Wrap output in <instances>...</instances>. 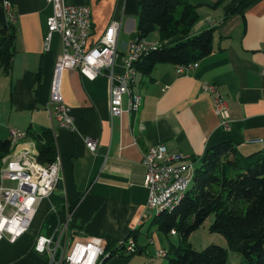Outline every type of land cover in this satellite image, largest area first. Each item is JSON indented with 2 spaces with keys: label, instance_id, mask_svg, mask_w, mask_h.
Returning <instances> with one entry per match:
<instances>
[{
  "label": "crops",
  "instance_id": "0c3cea01",
  "mask_svg": "<svg viewBox=\"0 0 264 264\" xmlns=\"http://www.w3.org/2000/svg\"><path fill=\"white\" fill-rule=\"evenodd\" d=\"M139 1H69L91 9L89 45L101 38L112 21L121 23L117 70L122 69L128 44L137 38ZM181 1L197 7L199 13L191 36L215 30L213 52L197 61L199 67L187 77L170 63L157 64L147 74L138 70L131 90L141 95L142 107L123 117L111 114L106 77L91 81L77 70L65 71L62 93L74 119L71 131L47 110L60 52L58 36L49 51L44 48L52 6L45 0H5L11 4L16 38L10 72L5 74L0 64V140H10L11 129L25 132L27 139L11 145L10 154L28 149L37 153L32 135L48 132L61 161L62 182L59 195L38 203L27 234L14 244L8 239L0 242V264H60L59 258L52 262L48 254L34 250L37 236L51 234L50 213L56 216L55 230L65 228L66 250L88 239H100L104 247L133 239L138 248L135 255L121 251L103 264H168L167 256L156 254L167 255L173 244L169 237L176 235L163 234L154 223L159 213L147 206L143 154L158 144L192 159H201L222 142L235 144L242 157L264 149V0ZM233 7L237 12L227 15ZM156 33L147 40L159 47ZM205 84L216 85L227 100L229 128L221 125L213 97L203 90ZM87 138L97 142L95 152L87 147ZM7 183L0 178V185Z\"/></svg>",
  "mask_w": 264,
  "mask_h": 264
},
{
  "label": "built area",
  "instance_id": "2783aa9c",
  "mask_svg": "<svg viewBox=\"0 0 264 264\" xmlns=\"http://www.w3.org/2000/svg\"><path fill=\"white\" fill-rule=\"evenodd\" d=\"M69 1L72 0H45L52 6V13L47 19L45 51L51 49L55 36L60 40V52L54 66L50 99L47 104L50 117H55L62 127L74 130L71 109L66 105L62 93L63 74L67 70H77L91 81L100 76L106 77L110 83V111L113 116H130L139 112L143 103L141 95L135 92L139 96V104L131 106L126 100L125 88H132L138 72L137 64L141 62L143 52L160 47L147 39L142 41L134 39L124 53L122 69L117 70L121 23L112 21L101 38L95 44L89 45L92 28L91 9L87 5H71ZM7 20L15 23L11 4L7 11ZM198 67V62L190 63L189 66L176 65V71L187 77ZM262 72L264 74V70ZM203 90L213 97L215 113L220 117L221 125L229 128L227 100L216 85L205 84ZM27 137L25 132L10 130V142L13 147ZM85 143L90 151H96L95 140L87 138ZM10 161H17L16 171H6V164ZM197 162L192 158L170 152L164 144L150 147L143 154L142 160L145 167V187L148 190L147 206L154 210L165 201L173 200V192L185 188ZM0 178L14 185L13 187L0 185V242L8 239L14 244L29 232L38 203L50 198L61 188V161L60 158H56L52 163L44 165L38 160V152L34 153L29 149L10 154L5 157V165L0 169ZM52 212H56V209ZM64 236V227L57 228L49 235H39L36 237L34 250L39 254H48L52 262L59 258L60 264H95L97 258L106 252L100 239L76 242L67 252L62 244ZM118 246L127 255L135 254L138 250L133 239H127ZM161 253L162 251L158 252L157 257H160Z\"/></svg>",
  "mask_w": 264,
  "mask_h": 264
},
{
  "label": "trees",
  "instance_id": "16d2710c",
  "mask_svg": "<svg viewBox=\"0 0 264 264\" xmlns=\"http://www.w3.org/2000/svg\"><path fill=\"white\" fill-rule=\"evenodd\" d=\"M139 6L136 40L142 41L158 32L161 45L141 59L137 70L144 69L147 74L160 63L190 65L213 52L214 29L190 35L199 19L197 7L181 0H140ZM236 12L237 7H233L227 15ZM0 36V64L8 74L16 32L15 24L7 20L5 0H0ZM173 39L174 43H166ZM32 136L37 141L39 162L52 163L56 159L54 140L48 132ZM11 151L10 140H0V169ZM255 155L259 156L256 161H248L251 156L244 159L235 144L222 142L210 148L201 159H193L198 162L185 197L173 212H160L154 219L163 234L168 236L173 231L181 238L178 246L171 244L166 255L168 264H229L226 248L212 244L197 251L187 243L190 234L211 215L214 222L210 231L223 235L230 250L245 258L247 264H264V149ZM48 219L49 234L55 230V214L50 213ZM105 250L111 258L122 248L108 244Z\"/></svg>",
  "mask_w": 264,
  "mask_h": 264
},
{
  "label": "rangeland",
  "instance_id": "374dc122",
  "mask_svg": "<svg viewBox=\"0 0 264 264\" xmlns=\"http://www.w3.org/2000/svg\"><path fill=\"white\" fill-rule=\"evenodd\" d=\"M156 35L158 34L156 33ZM243 158L247 159L248 155L244 154ZM258 158H259L258 155H253L251 156L250 159H248V161H256ZM6 186L13 187L14 185L8 182ZM213 222H214V215H211L198 230L190 234L187 243H189L192 246V248L197 251H201L212 244L221 246L229 251L228 253L229 264H247L245 258H243L237 252L229 249L228 241L223 235L218 233H212L210 231V226L212 225ZM155 229H157V227ZM160 234L162 235V233ZM169 238L175 246H178L181 242V238L178 235L170 236ZM69 251L70 249L68 248L67 252Z\"/></svg>",
  "mask_w": 264,
  "mask_h": 264
},
{
  "label": "bare ground",
  "instance_id": "6f19581e",
  "mask_svg": "<svg viewBox=\"0 0 264 264\" xmlns=\"http://www.w3.org/2000/svg\"><path fill=\"white\" fill-rule=\"evenodd\" d=\"M5 9H6V11H8L10 9V3H5ZM136 41H138V40H136ZM154 49H156V48L150 49L147 52H143L141 59L146 57ZM180 66H189V65H180ZM125 95L128 97V104H131V106H138L139 96L136 94H133L131 88H125ZM2 164L5 165V158L3 159ZM2 168H3V166H2ZM16 168H17V161H10L9 163L6 164V171H16ZM195 168H194V172L190 173L189 178H188V182H187V185L185 186V188L181 189V191L173 192V200H167V201H165V203L158 205L157 208H154V210L157 213H160L163 211H166L168 213V212H173L175 210V208L180 204V202L185 197L188 189L190 188V186L192 184V181H193V178L195 175ZM160 257L163 258V257H166V255L164 253H161ZM107 258H108V255H106L104 252V254H101L97 258V260L95 261V264H103Z\"/></svg>",
  "mask_w": 264,
  "mask_h": 264
},
{
  "label": "water",
  "instance_id": "95a60500",
  "mask_svg": "<svg viewBox=\"0 0 264 264\" xmlns=\"http://www.w3.org/2000/svg\"><path fill=\"white\" fill-rule=\"evenodd\" d=\"M60 189H61V188H60ZM56 192H57V191H56ZM56 192H55V193H56ZM56 194H58V195H59V193H56Z\"/></svg>",
  "mask_w": 264,
  "mask_h": 264
}]
</instances>
